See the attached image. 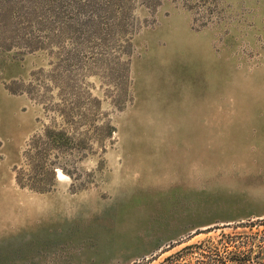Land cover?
Wrapping results in <instances>:
<instances>
[{"label": "rangeland", "instance_id": "rangeland-1", "mask_svg": "<svg viewBox=\"0 0 264 264\" xmlns=\"http://www.w3.org/2000/svg\"><path fill=\"white\" fill-rule=\"evenodd\" d=\"M249 218L264 0H0V264H158Z\"/></svg>", "mask_w": 264, "mask_h": 264}, {"label": "trees", "instance_id": "trees-1", "mask_svg": "<svg viewBox=\"0 0 264 264\" xmlns=\"http://www.w3.org/2000/svg\"><path fill=\"white\" fill-rule=\"evenodd\" d=\"M243 220H239L236 223L237 226H250L251 228L264 226V219ZM199 233L201 232H197ZM229 236L231 238H226ZM174 247L175 245L171 246V248ZM155 259L135 264H149ZM158 264H264V237L254 236L240 239L231 235L226 236L223 233L222 237L216 241L204 239L188 243L164 257Z\"/></svg>", "mask_w": 264, "mask_h": 264}]
</instances>
